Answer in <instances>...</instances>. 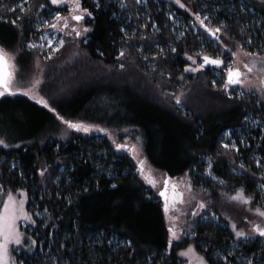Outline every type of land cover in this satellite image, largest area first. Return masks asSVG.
I'll return each instance as SVG.
<instances>
[{
    "label": "trees",
    "instance_id": "1",
    "mask_svg": "<svg viewBox=\"0 0 264 264\" xmlns=\"http://www.w3.org/2000/svg\"><path fill=\"white\" fill-rule=\"evenodd\" d=\"M27 1L30 19L23 18L19 8L8 12L16 0H0L4 5L0 8V46L17 54L22 72L31 67L36 55L27 48L39 33L32 19L54 9L46 0ZM117 1L99 0L97 8L96 0H81L82 7L93 13L85 20L91 31L79 41L90 64L85 69L72 68L64 78L50 64L59 74L51 72L57 75L51 79L55 80L46 79L42 85L49 107L21 93L15 94L13 103L11 95L0 97V113L3 108L4 116L8 114L19 129L17 137L10 139L14 144L0 148V188L25 190L27 208L36 221V247L28 255L19 254V264H179L178 253L188 243L208 264H241L237 254L261 261L264 245L236 239L232 232L238 203L228 197L244 186L246 194L253 195L254 206L264 204V193L257 188L258 182L264 183V169L259 171L250 161L255 151L264 154V130L253 131L249 148L237 142L239 151L223 148L222 134L232 131L233 135L235 129L243 128L246 115L258 118L264 126V97L237 96L220 82L213 84L209 67L214 65L196 75L186 73L185 53L197 56L203 41L193 29L180 35L174 32L164 1L147 2V21L139 16L135 0H125L130 24ZM184 1L193 12L209 15L213 28L222 27L218 35L230 50L238 45L253 52L264 39L259 26H254L256 17L264 18V0ZM41 4L45 5L42 9ZM178 13L183 21L189 20V13ZM17 17H22L19 27L11 23ZM255 34L262 38L256 41ZM204 44L214 55L222 52L220 44ZM118 62L124 67L119 68ZM179 91H184L180 105L173 99ZM51 108L66 120L107 131L74 133ZM22 109L31 116L27 133V116L21 120L11 114ZM123 130L131 132L147 163L166 178L187 173L195 188L211 192V210L218 215V223L197 222L192 226L193 238L169 246L162 200L136 171L129 150L120 153L107 140L108 132ZM209 161L218 179L208 175ZM232 243L236 250L230 248Z\"/></svg>",
    "mask_w": 264,
    "mask_h": 264
},
{
    "label": "rangeland",
    "instance_id": "2",
    "mask_svg": "<svg viewBox=\"0 0 264 264\" xmlns=\"http://www.w3.org/2000/svg\"><path fill=\"white\" fill-rule=\"evenodd\" d=\"M48 2L49 5H51L54 9L51 10L48 14H39V16L37 18H33L32 19V25L34 27V29L36 30V32L38 31V35H37V39L36 40H32L27 44V48L28 49H33L34 52L36 53V55L31 59V67H25V69H23V72L21 71L22 69H20L17 60L15 58V64L18 66V68L20 69L19 73L17 74L16 79L18 80V86L22 89H31L33 94L38 93V95H36V99H32L30 96H27L29 99L35 101L37 104H40L39 98L42 96L45 98V96L42 94L41 89H42V85L44 83H47L46 79L48 81H50L52 78H56L57 75L59 74L57 72V70L54 68L56 66V68L60 71V74H64L62 75L61 78H64V76L72 73L70 72L73 71L72 68H77V69H85V67H87L90 64V61L88 60V57L86 55V53L82 50V48L80 47V40L82 38H85L87 33H85L84 37H76L74 35L73 32V25H75L80 31L83 32V29L85 27H87L85 25V20H87L88 17L87 15H85V18L83 21H75L73 20L71 17L73 15L72 13V8L73 5L71 3V0H67V2L65 4H60V5H53L51 4V0H46ZM149 0H140L139 3H137V0H135V2L140 6L139 8V16L143 15L146 17V20L149 21L150 20V13L146 7V4ZM156 3H160L162 1H164L166 3V13L168 18L170 19V21L172 22V29L174 30L175 33L177 34H182L184 30L187 29H193L194 31L199 32L200 38L203 41L202 45H201V51L198 52L197 56L195 57L196 60V64L199 63H203V55H209L212 58H221L225 61V63L221 66H210V73L212 74V80L215 81V84L220 82L222 84V86L224 85L225 81H226V73H227V67L229 64H231L234 68H239L241 70V72L246 73V85L249 81L252 82H258V79L261 76H264V39L259 42L258 46L253 47L254 50L253 52H248L244 49H242L240 46L235 45L233 47V50H230V48L228 47L229 51H225L224 50V45H226L222 39L220 38L219 40L216 39H212V36H210L205 29L199 24V22L196 20L195 16L192 14L194 13L191 9V6L186 3L184 0H181V3L185 4L186 7L185 8H181L179 4L176 3V0H153ZM27 0H26V4L25 6L28 7L27 5ZM120 4V0L117 1ZM21 3V0H16L15 3H13V5L10 7V9H12L14 6H17ZM242 5H244V3L242 2ZM119 7L123 10L124 14L126 13L125 8H126V2H125V7H121L119 5ZM18 8V7H17ZM41 8V7H40ZM44 8V7H43ZM10 9L8 10V12L10 11ZM42 9V8H41ZM41 9L38 10V12L41 11ZM188 9H191V11H189ZM178 10L185 12V13H189V20L187 22L183 21V19H181V14L178 13ZM59 11L61 13L62 16L68 17V24L69 26L67 28H65V30L63 32L59 31L58 29H53L49 26H40L43 25V21L47 20L49 22V24L55 22L53 20V17L55 16V13ZM2 11H0L1 14ZM78 14V13H76ZM201 17L203 18L204 15H207L206 13H202L200 12ZM127 15V14H125ZM209 17V15H207ZM258 18V23L255 26V29L259 26L260 30H261V36L264 38V18L262 16L260 17H256ZM127 23L130 24L131 23V18L127 15L126 17ZM206 24L209 25V27H213V24L210 23V18L208 20L205 21ZM253 26V27H254ZM59 27H63V21H60L58 23V28ZM252 27V28H253ZM129 29L126 31L127 33H129ZM132 32H135V29L132 30ZM67 33H73L72 35H68ZM256 37V41H259L262 37H259L258 34H255ZM63 38L65 40V45L61 48H59L58 51L52 52L51 53V58H48L50 55V49H55L58 46V42L59 40ZM51 40L52 43L49 44L48 41ZM211 43V45L213 47H216L217 44H220L222 46V52L219 55H214L211 53V51H209L208 49H206L205 46V42H209ZM35 44L36 47L35 48H30L29 44ZM252 44V43H251ZM8 51V50H7ZM259 51H262L263 53L260 54ZM9 53H12L10 51H8ZM235 52L236 56H233L231 53ZM246 53H255L257 54L256 56H252V55H246ZM225 54V55H224ZM224 55V56H223ZM189 56V55H188ZM188 56L185 55L186 60L188 61L187 65H192L193 67L196 66V64H193V61L188 59ZM247 63L249 64V66H252L253 63H255V67L253 69V72L248 73L247 69L244 67V64ZM50 64H55L54 67L50 66ZM122 64V62H118V67H120V65ZM206 68V67H205ZM185 69V68H184ZM204 70V69H202ZM199 70L197 72H191L188 71L186 73L188 74H193L196 75L198 72L202 71ZM51 72H54L56 74L54 75H50ZM56 76V77H55ZM34 80H40L41 83L38 86L33 87V81ZM55 79L51 80L54 81ZM218 81V82H217ZM15 90V89H14ZM228 93L231 94H236L237 96H241L240 94L243 93V95L241 97H249V99H255L254 97L256 96H263L264 97V93H262L260 91V88L257 87H247L245 85H239V86H234V90L229 89L227 90ZM16 93H21L22 95H24V93L21 92H16ZM184 91H179L176 94L173 95V99L174 101H176V97L179 96L181 97V94H183ZM11 99V103L14 102V100L16 99V95H11L10 96ZM46 99V98H45ZM47 100V99H46ZM11 105V104H10ZM15 105V104H14ZM14 105H12L9 108H12ZM180 105V104H179ZM44 106V105H42ZM8 108V107H7ZM3 108L1 109V115H0V137H4L6 138L7 143H9L12 146V143L14 144V142L10 141V139H13L14 137H17L18 132L16 131V128L18 129V127L16 126V124L12 123L11 119L8 117L9 115L7 114V116H4V113H2ZM12 112V111H11ZM17 112V111H16ZM16 112H12L11 114L14 115V118L16 117V114L19 118H21V120L25 119V117L28 119V126L25 125L26 130L24 131V129H22L24 132L27 133V131H29L30 129V125L32 124L31 119H30V115L27 113V110H19L17 113ZM10 114V115H11ZM11 115V118L13 117ZM246 117L248 118L247 120L244 119L246 121V125L241 128H237L234 130V134L232 135V131H225L222 134V142L226 143V144H231L233 142H235L236 144H238L237 142H239L238 145H240L242 148H249L250 143H249V139H254L255 135L253 133V131L255 129H257L258 127L261 128V130H264V126H261L260 120L258 118L252 117L251 115H246ZM20 126L21 128L23 127L21 125L20 122ZM72 132L74 133H84L83 131H77L76 129H71L69 128ZM19 130V129H18ZM97 130H93L91 132H89L90 134H97ZM225 133H228L229 135H225ZM107 140L111 142L112 144V148L116 151L118 150H125L128 149L129 150V155L134 159V162L136 164L137 167V172L141 175V168H140V161H143V170H144V175H141L147 182L149 188L152 190L153 193H155L157 195V197H159L160 200H162V196L160 195V191L163 189V185H164V180L166 179V176L158 171L157 169L151 167L142 151L140 148V145L137 141L134 140V138L131 135V132L127 131V130H123V131H117V132H108L106 134ZM241 140H243V143H241ZM11 142V143H10ZM117 144H122V145H128L127 148L124 149H118L116 147ZM135 146V148L133 149L132 146ZM3 148V147H0ZM120 152V151H118ZM121 153V152H120ZM260 159L262 163H264V154L260 153L259 151H255L254 153H252L251 157H250V161L251 163L255 166L256 169H258L259 171H262L264 169V167H259L256 163V160ZM146 177L148 179H146ZM149 179L155 180V186H153L151 183H149ZM177 185L176 188V192L177 193H182L183 194V203H180L179 200H177L175 207H173V185ZM186 184H190L191 187L188 188L186 187ZM9 192H11L12 196L14 197V203H10L9 207L10 209L15 207L17 210V214L19 215V201L21 199H24V205H23V211L27 212L29 214L32 215L33 220L34 219V215L28 210L27 208V195L25 190L23 189H18L16 191H5L2 188H0V211L3 210L4 207V202L8 200V196H9ZM21 192L24 193V196L21 195ZM166 192H167V196H168V200H164L162 201L163 207L165 206V203L167 202L169 204V208L170 211L168 213L165 212V208H164V215H165V219H166V223L168 225V227L170 226V223H175L176 225V231H177V235L180 237V239H175L173 241V243H180L183 244L184 241L186 239H190L193 238L194 235L192 233V226L193 224L197 223V222H205V221H209L211 220L214 223H218L219 218L218 215H216L214 213L212 209V205H213V200L211 197V192H206L204 190H201L199 188H195L192 185V181L190 179V176L186 173L184 175L181 176H176V177H170L168 178V185L166 188ZM236 192L230 194L229 196H232L233 194H235ZM204 202L208 205H210V207H208L207 209H199L197 206L201 203ZM258 206H254L253 204L250 205H241L238 204V207H235L234 213L235 216L233 214V218H234V222L237 223V225L239 226V228H242L246 231H251V224H249V221H253L256 222L258 221V217H256L253 212L248 211L249 208L255 209ZM193 211H197L200 213V215L198 216H193ZM215 214V218L212 217V214ZM175 216L176 220L172 221L171 217ZM245 217H247L248 219L246 220ZM232 224V223H231ZM16 226L19 229V231L25 233V237L23 240V244L24 245H29L30 244V240L28 239V237H30L31 239L36 240L35 235L33 234V231L35 229L36 226V221L33 224L31 221L25 220L23 218V216L21 215L20 219H18L16 221ZM233 232V230H232ZM234 233V232H233ZM170 235V234H169ZM237 239V237H236ZM244 239V238H241ZM245 240V239H244ZM253 240H257L259 241L261 244L264 245V238H255V239H249V240H245V241H253ZM172 243V244H173ZM189 245H192L194 251L190 252L187 256H181L180 253L187 251ZM18 246L14 245V244H9V254L10 256L16 260L17 264H19L18 262V255L22 254V255H28L30 253H32L36 247V245L32 248V251H26L25 247H19V250L14 251L13 249L17 248ZM230 248L233 250H236V245L235 244H230ZM179 259L178 262L179 264H200V257H203V255L198 252L196 250V248L194 247L193 244L188 243L187 245L185 244L179 251ZM237 258L239 257V254H237ZM240 259H237L238 262H240L242 264L243 261H246L247 258L246 257H239ZM252 258V257H251ZM254 264H261V261H254Z\"/></svg>",
    "mask_w": 264,
    "mask_h": 264
},
{
    "label": "snow or ice",
    "instance_id": "3",
    "mask_svg": "<svg viewBox=\"0 0 264 264\" xmlns=\"http://www.w3.org/2000/svg\"><path fill=\"white\" fill-rule=\"evenodd\" d=\"M67 2V0H51V4L53 5H60V4H65ZM140 0H137V3H139ZM71 3L73 5L72 8V19L75 21H83L85 18V15H87L88 17H92L93 13L92 11H90L88 8H84L82 7L81 4V0H71ZM176 3L180 5L181 8H185L186 5L181 3V0H176ZM26 0H21V3L17 6H14L12 9H10V11H16L17 7L19 8V11L22 13V17L23 18H28L30 19V16L28 15L31 11L30 7H26ZM120 6L121 7H125V0H120ZM4 7V5L0 4V8ZM41 8L45 7V5L41 4L40 5ZM96 7L99 8L100 7V3L99 0H96ZM189 11H191V9H188ZM78 13V14H76ZM196 20L199 22V24L205 29V31L212 37H214L216 40L220 39V36L218 34H220L223 29L220 25L216 26V27H209L208 24L205 23L206 20L209 19V17L207 15H204L203 18L201 17L200 12H194L192 13ZM22 17H17L15 20L11 21L12 24L17 25V27H19L20 25L17 24V21L21 20ZM53 20L55 22L49 24V22L47 20L43 21V25L40 26H49L53 29H58L59 31L63 32L65 30V28H67L69 26L68 24V17L62 16L61 13L59 11H57L55 13V16L53 17ZM60 21H63V27H59L58 28V23ZM224 24V21H221V25ZM73 27V32L74 35L76 37H84L85 33H88L89 31H91V29L89 27H85L83 29V32L80 31L75 25L72 26ZM68 35H72L73 33H67ZM249 43H252L251 39H249L248 41ZM49 44L52 43L51 40L48 41ZM65 40L63 38H61L58 42V46L55 49H50V55L48 58H51V53L58 51L59 48L63 47L65 45ZM30 48H35L36 45L35 44H29ZM224 50L225 51H229L228 46L224 45ZM161 51H163V49H161ZM172 51H176L175 48H172ZM101 55H103V53H100ZM233 56H236L235 52L231 53ZM16 53H9L3 46H0V97L7 95H15L16 92H23L24 95H28L30 96L32 99H36V95H38V93L33 94L31 89H22L18 86V80L16 79L17 74L19 73L20 69L18 68V66L15 64V58H16ZM125 55L124 51L121 50V52L119 53L120 57H123ZM186 56H188L187 53H185ZM246 55H252V56H256L257 54L255 53H246ZM188 59L193 61V64H196V60L195 57L193 56H188ZM203 59V63H199L196 64L195 67H193L192 65H186L184 71L188 72H197L199 70H202L205 68L206 65L211 64V65H215V66H221L225 63V61L219 57L217 58H212L209 55H203L202 57ZM121 68L124 67L123 64L120 65ZM244 67L247 69L248 73L253 72V69L255 67V63H253L252 66H249V64L245 63ZM264 71V70H262ZM41 81L40 80H34L33 81V87L40 85ZM213 84H215V81H213ZM239 85H245L247 87H259L260 91L262 93H264V76H261L258 79V82H252L249 81L246 85V73L241 72V70L239 68H234L231 64L228 65L227 67V73H226V81L223 85V88L227 91L229 89L234 90V86H239ZM15 89V90H14ZM241 96L243 95V93L240 94ZM40 104L44 105L45 107H49V101L46 100L44 97H40L39 101ZM176 103L179 105L182 103L181 98L179 96L176 97ZM53 113H56L58 119L60 121H62L64 124H66L69 128L71 129H76L77 131H83L84 133H89L91 131H93L94 129L100 132H106L107 130L104 128H100L98 125H87L84 124L83 122H73L70 120H66L63 116H61L59 113L56 112L55 108H51L50 109ZM245 119L247 120L248 118L245 117ZM225 135H229L228 133H225ZM241 143H243V140H241ZM222 146L225 149H236L237 151H239L237 144L235 142L231 143V144H226L222 142ZM0 147L3 148H8L11 147V145L9 143H7L6 138L4 137H0ZM16 147H19V145H16ZM116 147L118 149H124L127 148L128 145H122V144H117ZM133 149L135 148V146H132ZM256 163L259 167H264V163L261 162L260 159L256 160ZM213 165L212 162L209 161L208 164V169L206 170L208 175L211 176L213 179H218L217 177L212 175V169ZM241 169H245V165L243 163H241L240 165ZM140 168H141V175H144V170H143V161H140ZM45 170H42L41 174L43 175V172ZM261 176L264 177V171L261 172ZM146 179H148L146 177ZM149 183H151L153 186H155V180L149 179ZM165 190L160 192V195L165 197V200H168V196H167V192H166V188L168 185V181L165 180ZM220 183H224L223 180L220 181ZM112 187H116L115 185H112ZM173 207H175V204L177 202V200H179L180 203H183V194L182 193H177L176 192V188L177 185H173ZM186 187L190 188L191 185L190 184H186ZM257 188L260 189L261 193H264V183H257ZM246 188L244 186H242L240 189H238L236 191L235 194H233L232 196L228 197L229 201H234L238 204L241 205H250L252 203H255L256 201L254 200L253 195L251 194H246ZM21 195L24 196V193L21 192ZM10 203H14V197L12 196L11 192H9V196H8V200L4 202V207L3 210L0 211V264H17L16 260L13 259L10 254H9V244H14L16 246H18L17 248L13 249L14 251L19 250V247H25L26 251L31 252L32 248L36 245L37 241L34 239H31L30 237H28V239L30 240V244L29 245H24L23 244V240L25 237V233L19 231V229L16 226V221L18 219H20L21 215L23 216V218L25 220L31 221L33 224L35 223V221L32 218V215L24 212L23 211V205H24V199H21L19 201V215L17 214V210L15 207L11 208L9 207ZM199 209H207L208 207H210V205L201 202L198 206ZM165 212L168 213L170 211L169 208V204L166 202L165 203ZM248 211L253 212V214L258 217V221L253 222V221H249V224H251V231H246L242 228H239V226L237 225V223L233 222L230 226L234 232L235 237L237 238H244L245 240H249V239H255L257 237L259 238H264V204L259 205L257 208L252 209L249 208ZM193 216H198L200 215L199 212L197 211H193ZM37 215H39V213H37ZM212 217L215 218V214H212ZM245 219L247 220L248 218L245 217ZM172 221L176 220L175 216L171 217ZM176 229V225L175 223H170L169 226V240H168V244L169 246L172 245L173 241L175 239H180V237L177 235V231ZM193 235H195V233H192ZM129 246L131 245V241H127L126 242ZM194 249L192 247V245H189L187 251L181 252L180 255L181 256H187L190 252H193ZM228 255H232L231 253H229ZM222 259L227 260V257H221ZM200 264H208L207 259H205L204 257H200ZM237 259H240L239 257ZM261 260V264H264V256H261L260 258ZM255 261V257L252 258H248L246 261H243L242 264H254ZM20 264H23V262H20Z\"/></svg>",
    "mask_w": 264,
    "mask_h": 264
},
{
    "label": "water",
    "instance_id": "4",
    "mask_svg": "<svg viewBox=\"0 0 264 264\" xmlns=\"http://www.w3.org/2000/svg\"><path fill=\"white\" fill-rule=\"evenodd\" d=\"M213 38H214V37H212V39H213ZM214 39H215V38H214ZM208 65H211V64H208ZM208 65H206V66H208ZM165 180L168 181V178H166ZM165 180H164V182H165ZM164 190H165V183H164V185H163V189H162L161 191H164ZM161 191H160V192H161ZM160 192H159V193H160ZM164 200H165V197L162 196V201H164Z\"/></svg>",
    "mask_w": 264,
    "mask_h": 264
}]
</instances>
